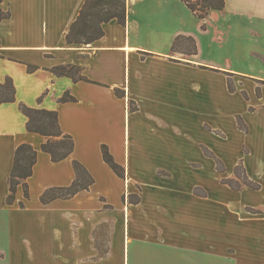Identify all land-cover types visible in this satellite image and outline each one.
<instances>
[{
  "label": "crops",
  "instance_id": "1",
  "mask_svg": "<svg viewBox=\"0 0 264 264\" xmlns=\"http://www.w3.org/2000/svg\"><path fill=\"white\" fill-rule=\"evenodd\" d=\"M85 1L0 4L10 13L0 21V84L10 78L16 92L0 104V264H264V27L261 40L236 41L242 24L264 23V11L226 0L199 19L181 0H127L125 26L111 20L100 39L70 45ZM179 36L195 39L196 55L173 52ZM63 65L81 67L87 80L52 71ZM67 92L75 102H60ZM21 104L58 112L74 140L68 158L42 151L47 139L27 130ZM22 144L37 162L30 197L19 185L10 205ZM74 161L93 185L43 204L47 190L74 183ZM241 163L258 189L222 183Z\"/></svg>",
  "mask_w": 264,
  "mask_h": 264
},
{
  "label": "trees",
  "instance_id": "2",
  "mask_svg": "<svg viewBox=\"0 0 264 264\" xmlns=\"http://www.w3.org/2000/svg\"><path fill=\"white\" fill-rule=\"evenodd\" d=\"M3 0H0V4ZM190 11L199 19H206L212 11H222L226 7V0H181ZM9 12L0 9V21L8 19ZM116 19L119 24L125 26L127 23V0H86L80 10L77 20L72 24L67 35L68 44L89 45L104 36L103 24ZM205 29V26L203 27ZM173 52L185 55H196L198 52L194 38L179 36L173 46ZM35 67L29 66V71ZM57 76H68L74 81L87 80L82 76V68L75 65H63L52 69ZM229 88L233 91L231 82ZM15 87L10 78L4 84H0V104L14 102ZM119 97H124L125 92L116 89ZM76 99L69 93H65L60 102H75ZM21 111L28 117L27 130L46 137L47 141L42 146V151L51 155L52 161L60 162L68 158L74 151V140L72 136L65 134L58 120V112L45 109H33L24 104L20 105ZM130 109H136L134 102L130 101ZM239 128L245 130L242 118L238 117ZM104 161L120 177H125L124 168L116 163L106 145L102 146ZM38 152L29 144L20 145L15 153L12 171L9 177L10 193L7 198L8 204H13L16 199L18 186L24 189V195L29 198V187L27 179L32 176L34 165L37 162ZM218 170L224 172L222 162L215 158ZM77 178L69 187L52 188L47 190L40 198L43 204H48L55 199H69L80 191L88 190L94 183V178L83 167L74 161L73 163ZM236 179H223L222 183L229 185L234 190H240L243 185L258 189L259 185L250 181L245 175L241 164L235 168ZM136 201V200H135ZM134 201V202H135ZM138 201V200H137ZM23 207V204L21 205Z\"/></svg>",
  "mask_w": 264,
  "mask_h": 264
},
{
  "label": "rangeland",
  "instance_id": "3",
  "mask_svg": "<svg viewBox=\"0 0 264 264\" xmlns=\"http://www.w3.org/2000/svg\"><path fill=\"white\" fill-rule=\"evenodd\" d=\"M247 6H248V9L257 8V10H259L260 12L264 11V0H248ZM210 23H213L212 20H210ZM253 26H255V27H251V26H248L246 24H242L239 27V29H238L239 31L237 30L238 31V33H237L238 37L236 40L238 44L239 43H241V45L244 44L243 43L244 42V38H243L244 36L253 37L255 40H261L263 38L262 29L264 27V23L261 20H258L257 22H255L253 24ZM254 30L257 32V34L252 33ZM224 53H226V54H224ZM224 53H221V56L222 57L227 56V59H229V56H228L229 54H227L228 52L225 50ZM210 56L212 57V55H209L207 52H205L203 54V57L205 59L211 58Z\"/></svg>",
  "mask_w": 264,
  "mask_h": 264
}]
</instances>
